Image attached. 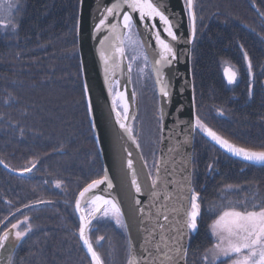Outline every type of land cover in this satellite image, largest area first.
<instances>
[{
    "label": "trees",
    "instance_id": "obj_1",
    "mask_svg": "<svg viewBox=\"0 0 264 264\" xmlns=\"http://www.w3.org/2000/svg\"><path fill=\"white\" fill-rule=\"evenodd\" d=\"M16 5L9 18L16 27H0V159L10 168L24 167L34 157L40 163L24 176L0 165V219L8 216L15 223L27 215L33 224L9 264H89L73 208L81 189L102 176V165L84 103L76 37L79 0H16ZM196 11L195 109L233 142L259 146L264 143V0H196ZM243 51L253 64L251 98ZM225 64L238 72L236 83L224 80ZM192 168L202 215L198 231L189 236L186 264H205V252L216 242L209 226L223 210L219 206L243 202L230 198L227 186L242 184L247 197L264 196V167L233 160L196 132ZM55 180L64 181L61 189ZM38 199L53 203L23 207ZM90 235L93 241L105 236L97 250L106 264H126L124 229L102 219L93 222Z\"/></svg>",
    "mask_w": 264,
    "mask_h": 264
},
{
    "label": "snow or ice",
    "instance_id": "obj_2",
    "mask_svg": "<svg viewBox=\"0 0 264 264\" xmlns=\"http://www.w3.org/2000/svg\"><path fill=\"white\" fill-rule=\"evenodd\" d=\"M100 0H97L99 10ZM9 8L18 7V5L9 4ZM184 14L187 15L188 34L184 36L181 32V27L184 23ZM99 22L95 23L93 32L100 33L106 31L99 41L98 55L104 66L105 84L107 85L108 93L111 96V109L115 113V122L118 127L127 135L137 149L141 145L134 128L128 123L130 118V103L129 95L126 86L121 85V81L116 78L117 73H122L127 70V82H131V73L133 64L138 60H143L144 67L139 69L141 75L151 63V73L154 76V85L156 87L160 104L157 109L158 127L161 131V139L163 140V130L166 127L165 117L170 113L165 111L166 107L171 106L173 97V80L178 76V73L169 75L173 65L178 63L185 51H181L178 45L183 41L185 44H194L197 40V11L196 0H182L180 12L174 11L171 7V0H111L109 4L103 7L99 12ZM264 16V12L260 13ZM16 27V25L0 21V27ZM79 29V21L77 23ZM95 38V35H94ZM153 41L155 47H153ZM243 50V45H240ZM151 48L154 58L149 61L147 49ZM129 52L133 53L129 59ZM243 58L246 62L247 73L249 76L248 95L249 98L253 95L254 84L253 80V64L247 51H243ZM128 60V63H124ZM224 74L228 84H234L238 80V72L231 66L224 69ZM185 84L180 86V91L183 92ZM123 89V90H122ZM84 103L86 112L89 117L94 112V103L90 95L87 83L83 86ZM195 86L193 85V93ZM136 93L133 90L131 99L134 101ZM196 99L195 94L192 97L193 111L190 113V118L185 121L177 119V124L184 125L187 134L182 142L177 143L176 148H169V152H176L184 145H190L194 139V133L200 132L208 137L214 145H218L231 156L237 157L242 161L248 162L250 165H260L264 167V143L259 146L238 144L221 134L217 130L210 127L195 109ZM183 105L176 108L177 113H182ZM217 113L223 115L221 109H217ZM134 118V117H132ZM91 127L95 128L94 120ZM176 125L169 131H174ZM23 129H21V136ZM127 159L125 166L131 172V184L134 186L136 193H141V185L138 182L132 153L127 151ZM40 163V157H34L26 162V165L21 168H10L3 159H0V164L5 168H10L12 172H19L21 175L31 173ZM181 163L183 167L181 172L186 173L182 180L186 183H181L178 190L182 193L185 189L190 193L188 196H181L180 199L187 201V205L180 204L178 207L169 209L166 204L160 205L153 217L149 213V218L154 223V227L142 228L149 237L146 244H151V248L141 245L142 253L136 254L134 245L129 242L127 264H183L186 260L187 246L184 243L186 236L198 231V220L201 219V204L200 194L192 188V175L195 171L190 168L192 163L191 153H183L181 155ZM165 168L167 173V161L163 158L156 161V174L153 177L149 172L151 186L153 192L151 194L154 200L159 199L160 193L157 191L158 185L161 182V167ZM145 166L147 162L145 161ZM208 168L213 170V165L209 164ZM171 175V173H167ZM45 184L48 181L44 182ZM107 184V188L113 187L112 180L109 178L108 169H104V176L99 179H93L79 192L74 202L73 212L78 214V228L76 234L82 241L86 249V255L89 264H106L104 254L97 250V246L102 245L105 236L100 235L95 237L93 241L91 232L93 231V222L108 219L125 231L129 226L124 218V213L117 199H108L103 195L94 194V190L100 185ZM169 183L174 181H166L164 188L167 189ZM64 185L63 180H55L54 187L61 189ZM238 187V186H237ZM227 188L232 189V185ZM171 194L165 195V201L170 200ZM249 201L245 197L243 202H229L227 205H221L223 210L211 223L210 230L215 237V243L211 248L207 249L203 260L205 264H264V196L254 194ZM9 203H11L9 201ZM51 200L38 199L29 204L23 205L25 209L35 205L52 204ZM65 204H69L65 201ZM139 205L140 201L136 200ZM214 209H210L213 211ZM20 209H16L19 212ZM141 216L144 215L145 209H139ZM173 219L179 216L180 219H175V224L170 221V215ZM9 216L14 218V213H9ZM164 221L171 225L165 227ZM7 222V223H6ZM144 224V221H141ZM179 225L177 228L175 225ZM0 250L9 254L11 258L12 250L22 242L32 231L33 224L31 217L24 215L23 219H18L15 223L9 220L6 216L0 219ZM159 233V240L156 235ZM171 233H175L171 235ZM130 241V237H129Z\"/></svg>",
    "mask_w": 264,
    "mask_h": 264
},
{
    "label": "water",
    "instance_id": "obj_3",
    "mask_svg": "<svg viewBox=\"0 0 264 264\" xmlns=\"http://www.w3.org/2000/svg\"><path fill=\"white\" fill-rule=\"evenodd\" d=\"M110 2L111 0H100L98 10L97 0H79L77 18V23L79 21V29L77 28L76 32L77 51L79 57L82 87L85 83H87L90 95L94 103V112L91 117L88 116V119L90 127L93 120L96 125L95 128L91 127V131L102 165L101 177L104 176V169L107 168L109 178L113 183V187L111 189L107 188L106 183L100 185L98 189L94 190V194H104L118 200L124 213V218L129 226L128 230L125 231L127 235L128 245L129 242H131L132 245H134L136 254L139 256L143 251L141 245H145L146 247L151 248V244H146V240L149 239L147 233L145 231H142V228L151 229L152 227H154V223L149 218V213H151L154 217L157 209L162 204H166L169 209L178 207L180 204L187 205V201L181 200L180 197L190 195L187 189H185L181 193L178 190V186L181 183H186V181L182 180V177L186 173L181 172V168L183 167L181 163V155L183 153H191L192 157L194 139L190 145H184L180 147L176 152H169L168 149L170 147L176 148L177 143L182 142L184 140V136L187 134L185 126L177 124V119L180 121L188 120L190 118V113L193 111L192 97L194 93L191 71L192 44H185L182 41L178 45V48L182 52L186 50V54L181 57L178 63L173 65L172 71L169 72L170 76L174 73H178L179 75L176 76V78L173 80L174 87L172 104L171 106L165 108V111L170 113V115L165 117L166 127L163 130V140L161 139V131L159 133V146L156 161L161 160L162 158L167 161V173H171V175H167V173L165 172V168L162 165V179L157 188V191L160 193V197L159 199L154 200L151 196L153 189L151 186V179L149 177V169L147 166H145V159L142 154L141 148L137 149L134 143L130 139H128L127 135L123 133V131L115 122V113L111 109V96L109 95L107 85L105 84L104 66L98 55L99 41L103 38L104 35H107V32L102 31L100 33L94 34L93 29L95 23L99 22L100 10H102L103 7H105ZM165 2H167V0H165ZM171 7L174 11L180 12L182 7V0H171ZM181 32L184 34V36H187L188 34V21L186 14H184V23L181 27ZM153 47H155L154 41ZM147 54L149 56V61H151L154 58V54L151 48L147 49ZM124 63L126 64V62ZM149 66L151 69V63H149ZM126 74L128 76V73ZM152 79L154 82L153 75ZM186 81L188 83L184 87L183 92H181L180 86L185 84ZM155 92L160 104V98L158 96L156 87ZM180 105L184 106L182 113H177L176 108L180 107ZM128 123L132 125L133 118H129ZM173 125H176L175 130L169 131L173 128ZM193 135H195V133ZM206 138L212 144H214V142H212L208 137ZM215 146L219 148L218 145ZM125 149L132 153V159L134 162L137 179L142 189L141 193H136L134 186H132L131 184V172L125 166V161L127 159V153L125 152ZM220 150L237 161L249 164L248 162L242 161L237 157L231 156L223 149ZM0 165L4 167L2 164ZM189 167L192 168V163L189 165ZM5 169L10 173L18 176H24L28 174L25 173L21 175L19 172H12L10 168ZM155 174L156 170L154 169L153 177L155 176ZM166 181H174V183H169L167 189H165L164 184ZM168 194H171L172 198L168 201H165L163 197ZM136 200L140 201L139 205L136 204ZM141 207L145 209V213L143 216H141L139 213V209ZM75 215L78 220V214ZM169 215L170 221H172L173 224H175V219H180L179 216L173 219L172 214ZM142 220L144 221L143 225L141 224ZM160 222L165 223L162 220ZM175 226L177 228L179 227L178 224ZM165 227L167 229L171 227V225L165 223ZM174 234L175 233H171V235ZM156 239L159 240V233H157ZM79 242L86 254V249L84 248L83 243L80 239ZM184 243L187 246L188 251L189 236L185 237ZM6 253L7 252L0 250V264H9V254ZM183 264H186V260L185 262H183Z\"/></svg>",
    "mask_w": 264,
    "mask_h": 264
},
{
    "label": "rangeland",
    "instance_id": "obj_4",
    "mask_svg": "<svg viewBox=\"0 0 264 264\" xmlns=\"http://www.w3.org/2000/svg\"><path fill=\"white\" fill-rule=\"evenodd\" d=\"M9 4L16 5V0H0V21H4L5 23L9 22V18L11 17L13 10H15L16 8V7L9 8L8 7ZM132 54L133 53L129 52L128 54L129 59ZM125 62L128 63V60H125ZM227 66L230 65L225 64L222 69V74L226 83H227V78L224 74V69ZM142 67H144V62L141 59L133 64V69L131 73V82L130 83L127 82V74H126L127 70H125L123 74V78H125V85L127 87L129 100H130L129 101L130 111H131L130 118L134 117L132 124L134 128V132L141 145L140 148L144 156V159L147 162L148 166H150V172L153 173L155 169V163H156L158 146H159L160 129L158 127V121L156 119L157 117L156 114L158 115L157 112L158 108L155 107L157 105V101L155 97L156 94L155 88L153 87L152 84L153 79H152L151 71L148 66V68L145 69L144 74L141 75L139 73V69ZM116 78L119 79V77ZM133 90L136 93V97L134 101L131 99V93ZM149 151L151 152L150 154ZM206 172L208 173V171ZM246 190L248 189L246 188ZM231 191L235 195H239L238 193L240 192V191L236 192L235 190H231ZM238 197L239 196H237V198ZM248 197H252V195H249ZM233 198L236 197H232V199ZM233 200H237V199H233Z\"/></svg>",
    "mask_w": 264,
    "mask_h": 264
},
{
    "label": "flooded vegetation",
    "instance_id": "obj_5",
    "mask_svg": "<svg viewBox=\"0 0 264 264\" xmlns=\"http://www.w3.org/2000/svg\"><path fill=\"white\" fill-rule=\"evenodd\" d=\"M222 152V151H221ZM225 154V153H224ZM226 155V154H225ZM228 156V155H227ZM229 157V156H228ZM231 158V157H230ZM233 159V158H232ZM233 160H235V159H233ZM237 161V160H236ZM238 162H240V161H238ZM243 163V162H242ZM244 168L242 167V170H243ZM233 186V188L232 189H229V191L230 192H232L231 190H235L236 192L237 191H240L238 194L239 195H235V194H233V192H232V194L231 195H229V197L230 198H232V197H237V196H239L240 198H241V201L242 200H244V198L245 197H247V190H246V187H245V185H242V184H240V185H232ZM238 186V187H237ZM13 251V250H12ZM12 253V252H11ZM6 254H8V253H6ZM9 261H10V259H9Z\"/></svg>",
    "mask_w": 264,
    "mask_h": 264
},
{
    "label": "bare ground",
    "instance_id": "obj_6",
    "mask_svg": "<svg viewBox=\"0 0 264 264\" xmlns=\"http://www.w3.org/2000/svg\"><path fill=\"white\" fill-rule=\"evenodd\" d=\"M149 69H150V66H149ZM125 72V71H124ZM124 72H122V73H117V77H119V80L121 81V85L122 86H126L125 85V78H123V74H124ZM193 82V81H192ZM153 84H154V82H153ZM154 88H155V86H154ZM123 90V89H122ZM156 93V92H155ZM155 97H156V101H157V105L155 106V107H159V102H158V99H157V95L155 94ZM130 101V100H129ZM129 111H130V109H129ZM130 115H131V111H130ZM101 195H103V196H105L106 198H108V199H112L111 197H109V196H107V195H104V194H101Z\"/></svg>",
    "mask_w": 264,
    "mask_h": 264
}]
</instances>
